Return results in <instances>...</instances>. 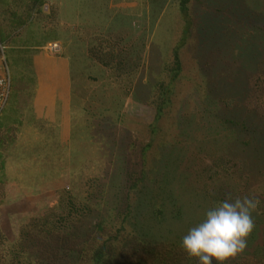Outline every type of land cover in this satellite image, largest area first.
Wrapping results in <instances>:
<instances>
[{"label":"trees","instance_id":"obj_1","mask_svg":"<svg viewBox=\"0 0 264 264\" xmlns=\"http://www.w3.org/2000/svg\"><path fill=\"white\" fill-rule=\"evenodd\" d=\"M186 1L169 3L179 20L167 27L161 63L149 66L144 84V43L131 37L136 26L128 36L108 26L81 31L88 42L86 68L93 72L82 69L83 90L74 88L71 73L70 80L72 96L85 99L80 130L89 147L76 175L84 177V195L67 186L12 202L3 188L0 264H197L180 250L181 238L229 194L256 197L259 205L246 248L224 264H264V10L258 1L257 15L249 17L247 8L249 15L240 19V36L251 46L242 40L236 47L226 38L227 55L222 46L201 53L193 44L196 14ZM46 2L33 0L28 13ZM185 47L192 48L205 89L182 77ZM239 60L243 83L230 85L225 79ZM29 72L24 75L34 82ZM124 97L133 98L142 114L124 111ZM8 218L21 219L16 232L6 228Z\"/></svg>","mask_w":264,"mask_h":264},{"label":"rangeland","instance_id":"obj_2","mask_svg":"<svg viewBox=\"0 0 264 264\" xmlns=\"http://www.w3.org/2000/svg\"><path fill=\"white\" fill-rule=\"evenodd\" d=\"M46 1L48 2H46L45 7L43 4L39 8L40 11L47 12L50 7V9L52 8L54 10V13L47 16V27L42 33L38 34V37L40 38V36H42V38L45 39H51L53 37L54 39H58V41L61 42L62 51L65 53L64 56L69 61L70 73L72 77L71 79H73V83L75 84L74 88L79 89L78 91L83 90V86L80 87V79H82L84 74L82 69H85L86 72H93V69L86 68V59H88L86 44L88 42L86 35L81 31L89 32L90 29L94 27L107 28L108 26L112 31H115L116 29H123V35L128 36L130 30L132 29L131 27L136 26L135 29H137V31L131 37L133 40H142L144 43V48H142L139 58L140 70L142 71L141 84H144L146 82V78L149 75V66L152 65V67H155V65L159 66L161 63V57L164 55L166 50L165 41L169 39L167 33L165 34L167 27L169 26L170 28H174V23H178L179 20V18L174 20L175 16L173 14V10L168 9L169 3H172L175 0H131L130 3L123 0ZM242 1L243 0L186 1V6L192 5L193 12L196 14V16L194 15L195 28L193 31V44L199 47V51L201 53L206 49L220 51L219 48L222 46L224 47L226 53L225 55H227L229 52L226 51L225 46H230V44L228 41L225 44L226 38L236 47H238V44L242 43V40H245L247 43L251 42L250 46L252 45L253 42L250 40V38L245 36V38L242 39L240 36V19L246 18L249 13V17L256 16L257 11L255 10V6L258 1H260L261 9L264 10V5H262L264 0H250V2L246 0L249 3L246 5L242 3ZM15 4L16 3L12 0H0V9H2L5 13L12 12L15 11ZM206 6L207 8H205ZM154 7L163 8L158 9V13L156 14L154 13ZM247 8H250L249 13ZM216 9L221 11V18L212 15V12H214ZM31 13V25L29 27H27L29 24L25 27L16 26L18 35L21 34V37H19L21 42H31L34 40V43H36V36L32 34L36 23L33 19V16L36 14V12L32 11ZM155 15H158V18H156ZM259 16H261V14H259ZM3 20H5V17L1 18V21ZM234 20H236V23L233 22ZM12 21L15 20L12 19ZM87 24H90V26L86 27ZM80 25L82 30L79 27ZM83 26L86 28H83ZM201 36H206L207 40H205L204 37V39L201 41ZM151 44H153V47H150ZM189 47H191L190 44ZM189 47H185L183 49L185 53L183 54L184 68L182 70V77L184 80H186L185 83L191 81V83L194 82L197 84L200 89H205L207 85L204 76H202L201 73H199L196 69L198 64L195 62V56L191 52L192 48L190 49ZM26 53H28V51H24L23 49H18L17 51L13 50L11 52L7 51V53H4V58L8 62L7 69L11 79V88L7 104L0 114V127L2 125H6V122L10 123L11 120L17 116L19 106H23V103L28 102L27 98L29 96V87L30 83H32V79H28L24 75V72L28 74L31 69L29 56H25L24 61L22 58V55H25ZM234 55L237 56V52H235ZM212 57L215 59V61H217L216 56ZM203 61L205 62V60ZM241 62L242 61L239 60L237 67L230 68V74L233 76L225 79L228 84L239 86L240 83H243V75L240 72ZM215 63L218 64V62ZM222 63H225L224 59H222ZM242 65L243 64L241 63V66ZM93 92L94 97L91 100L92 104L96 102V98L99 96L95 95L97 92L96 90ZM191 97L192 99H196V96L194 95L189 96L188 106L192 100ZM120 100H122L123 109L124 111L126 110L127 113L133 114L134 116L142 114L140 112L141 108L139 106L135 107L137 105H134L133 98L124 97L120 98ZM84 104L85 99H83L81 102L79 98L75 99L72 96V107L70 108V111L72 110L73 112L76 110L75 115H73L74 129L72 135L73 137L78 136V139L77 141L74 140V143L70 144L68 148H59L63 150V153L66 152L68 158L64 160L63 153L61 152L62 161L58 167L59 171L65 172V174H67L65 175V181L68 189L75 191V193L81 196L84 195V177L79 179L76 178V175L81 169V167H78V165H80V163L84 160V157L86 159L85 153L83 152L89 147V142H86L85 139L84 141L81 140V137L84 133L82 130H80L83 123V116L80 114L84 112ZM88 106L90 107V104ZM129 126H131L130 123ZM120 127L124 128L125 126L120 125ZM6 149L10 148H0V152L3 153V151ZM70 166L73 168H70ZM96 174L97 170L94 175ZM6 187H9V185L4 186L0 184V191H2L3 188L6 189ZM5 222L6 228L10 229L11 232H16L17 225L19 222H21V219L15 222L14 218H8V220H5ZM11 232H9V234Z\"/></svg>","mask_w":264,"mask_h":264},{"label":"crops","instance_id":"obj_3","mask_svg":"<svg viewBox=\"0 0 264 264\" xmlns=\"http://www.w3.org/2000/svg\"><path fill=\"white\" fill-rule=\"evenodd\" d=\"M12 1L16 3L15 11L5 13L0 9V74L8 68L4 53L23 49L28 51L24 56H29L35 78L30 83L28 102L19 106L17 116L10 123L0 127V148L11 149L0 152V174L3 175L4 186L9 185L4 188L9 199L20 202L37 193L67 186V174L58 170L63 153L59 148H68L74 143V125L70 111L72 88L69 61L58 39H46L43 44L42 36L38 37L47 27L49 10L36 12L33 16L36 23L32 34L36 36V43L34 40L21 42L16 26L31 25L32 13L29 14L28 10L34 9L33 0ZM123 1L130 3L131 0ZM2 17L5 20L1 21ZM50 42L59 43L60 49L57 52L48 51L45 47ZM63 157L64 160L68 158L66 152Z\"/></svg>","mask_w":264,"mask_h":264},{"label":"clouds","instance_id":"obj_4","mask_svg":"<svg viewBox=\"0 0 264 264\" xmlns=\"http://www.w3.org/2000/svg\"><path fill=\"white\" fill-rule=\"evenodd\" d=\"M259 199L247 195L219 201L204 213V218L188 229L181 238L180 250L197 264H224L234 259L247 246L254 228L252 213Z\"/></svg>","mask_w":264,"mask_h":264},{"label":"built area","instance_id":"obj_5","mask_svg":"<svg viewBox=\"0 0 264 264\" xmlns=\"http://www.w3.org/2000/svg\"><path fill=\"white\" fill-rule=\"evenodd\" d=\"M50 52H57L60 49L59 43L50 42L45 47ZM11 87L10 75L6 68L0 74V114L2 113L5 105L7 104Z\"/></svg>","mask_w":264,"mask_h":264}]
</instances>
